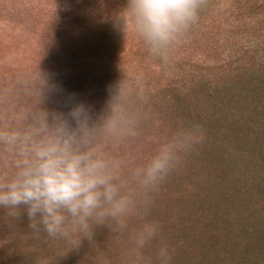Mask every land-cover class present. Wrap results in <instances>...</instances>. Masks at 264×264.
Segmentation results:
<instances>
[{
	"label": "rangeland",
	"instance_id": "1",
	"mask_svg": "<svg viewBox=\"0 0 264 264\" xmlns=\"http://www.w3.org/2000/svg\"><path fill=\"white\" fill-rule=\"evenodd\" d=\"M126 4L0 0V126L5 90L32 104L41 74L53 87L49 109L83 103L94 118L116 82L138 83L145 119L118 153L141 163L178 128L203 135L152 196L148 219L160 233L145 254L166 244L172 264H264V0H202L198 21L163 60L131 27L124 35L114 26ZM27 225L24 216L10 228L0 213V264H139L127 234L101 227L93 244L70 251Z\"/></svg>",
	"mask_w": 264,
	"mask_h": 264
},
{
	"label": "clouds",
	"instance_id": "2",
	"mask_svg": "<svg viewBox=\"0 0 264 264\" xmlns=\"http://www.w3.org/2000/svg\"><path fill=\"white\" fill-rule=\"evenodd\" d=\"M202 0H127L113 15L125 35L131 27L148 53L166 59L169 51L198 21ZM41 74L32 104L19 105L13 89L3 93L5 123L0 126V213L11 228L26 216L27 229L79 248L94 243L103 227L127 234L139 264H172L166 244L146 250L159 236L149 220L152 196L202 139L198 126L178 128L141 163L118 153L135 139L145 119L141 86L119 80L109 89L104 113L94 118L83 103L68 111L49 109L52 91ZM139 220L136 227L132 221Z\"/></svg>",
	"mask_w": 264,
	"mask_h": 264
},
{
	"label": "trees",
	"instance_id": "3",
	"mask_svg": "<svg viewBox=\"0 0 264 264\" xmlns=\"http://www.w3.org/2000/svg\"><path fill=\"white\" fill-rule=\"evenodd\" d=\"M178 200V202L180 203V199H177ZM168 201V200H167ZM169 202V201H168ZM170 203V202H169ZM177 225V224H176ZM174 226V225H173ZM176 232H177V227L176 228H174V227H170L166 232H165V234H164V236H166V237H168V238H172L173 237V235H174V233L176 234Z\"/></svg>",
	"mask_w": 264,
	"mask_h": 264
}]
</instances>
